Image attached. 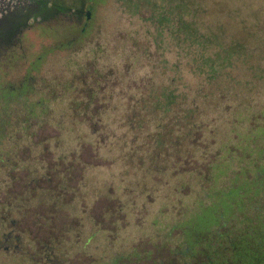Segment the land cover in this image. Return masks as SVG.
I'll return each instance as SVG.
<instances>
[{"label":"rangeland","instance_id":"rangeland-1","mask_svg":"<svg viewBox=\"0 0 264 264\" xmlns=\"http://www.w3.org/2000/svg\"><path fill=\"white\" fill-rule=\"evenodd\" d=\"M62 1L0 0V264L187 262L264 171V0Z\"/></svg>","mask_w":264,"mask_h":264},{"label":"trees","instance_id":"trees-1","mask_svg":"<svg viewBox=\"0 0 264 264\" xmlns=\"http://www.w3.org/2000/svg\"><path fill=\"white\" fill-rule=\"evenodd\" d=\"M34 1L39 7L38 12L33 15L35 17L44 14L48 16L69 8L62 0ZM29 16H8L7 20L0 24V42L6 41L5 38L23 27ZM253 141L256 142L254 139ZM2 160L0 157V163ZM254 175L253 184L248 186L245 183L243 187H239L235 197H226L228 192H225V197L223 196L217 205V228L209 231L205 238L208 241L188 250L190 258L187 262L183 260L185 264H264V185H260L264 183V171L257 168ZM258 181L261 182L255 184ZM45 199L48 197L43 200ZM2 235L19 241L18 233L13 229ZM176 250L177 247L169 252L172 256L168 263L158 260L155 264H183L182 259L175 253ZM126 260L129 261L130 258Z\"/></svg>","mask_w":264,"mask_h":264},{"label":"flooded vegetation","instance_id":"flooded-vegetation-1","mask_svg":"<svg viewBox=\"0 0 264 264\" xmlns=\"http://www.w3.org/2000/svg\"><path fill=\"white\" fill-rule=\"evenodd\" d=\"M20 14H22V12H20ZM87 14H88V12H87ZM20 16H21V15H20ZM22 16H23V15H22ZM22 16H21V17H22Z\"/></svg>","mask_w":264,"mask_h":264}]
</instances>
